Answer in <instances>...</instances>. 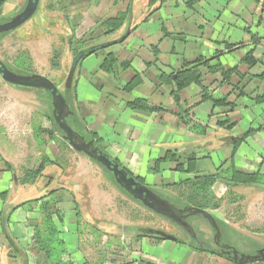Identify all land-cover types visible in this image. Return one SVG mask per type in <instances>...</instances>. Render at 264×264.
<instances>
[{"label": "crops", "instance_id": "obj_1", "mask_svg": "<svg viewBox=\"0 0 264 264\" xmlns=\"http://www.w3.org/2000/svg\"><path fill=\"white\" fill-rule=\"evenodd\" d=\"M27 2L6 0L0 24L4 23L3 17L12 19L20 14ZM80 2L66 4L62 10L56 8L63 13L77 7L71 28L81 32V38L74 35L78 39L89 38L88 33L112 10L122 8L120 12L115 10V17L128 7L132 11L120 31L101 36L90 46L119 40L127 32L129 37L121 44L86 57L78 65L69 97L68 122L73 129L87 138L93 137L104 152L137 180L151 176L158 180L155 184L164 187L197 175L218 174L230 166L264 177V102L255 101L264 96V78L255 77L264 72V0H164L151 8L149 0ZM250 52L258 61L255 66L242 63ZM110 54L117 63L114 71L107 73L100 67ZM199 60L208 61L209 67L221 66L225 70L238 66L246 76L242 83L245 95L237 99L232 91L240 82L239 76L234 75L232 84H227L221 72L212 74L207 65L199 66L204 86L216 97L231 94V102L237 103L232 112L228 107L214 108L211 102H202V88L195 84L183 89L176 102L175 88L168 79L174 81L179 71ZM0 90V264H50L32 246L41 215L38 206L30 209L28 205L52 192H56L64 216L60 231L70 264H153L155 260H161L162 264L196 261L197 264H235L225 255L192 250L188 243H179L180 239L160 240L142 234L135 238L133 251H120L116 256L109 247L106 255L110 258L99 256L95 240L86 241L88 231H82L81 225L103 233L102 236L113 232L92 213L86 214L82 205L88 197L79 192L80 179L92 180V175L100 171L98 164L79 153L70 156L72 160L66 165L57 159L53 160L57 163H49L38 161L39 158L29 164L32 151L40 152V140L46 144L43 148L49 155L59 158L56 155L62 147L59 135H55L51 145L47 135L42 133V139L41 132L35 128L48 127L44 116L35 119L37 112L45 114L40 107L46 106L47 100L41 99L38 94L41 90L12 86L1 76ZM135 100H144L158 110L132 109L128 104ZM227 120L232 127L218 125ZM196 125L206 128V133H196ZM244 137L236 148L237 140ZM169 153H176L184 168L195 157V170L177 171V163L166 160ZM77 161L84 167L82 175ZM42 165L43 173L35 183H22L26 172ZM155 168L159 170L152 171ZM220 185L228 187L229 182L218 181L214 191ZM233 187L243 191L255 185ZM88 199V207L94 211L109 197L105 192L92 190ZM247 213L253 222L261 220L258 219L261 214ZM262 221L264 224V210ZM230 229L234 235L256 240L243 230ZM260 246L264 249L263 244Z\"/></svg>", "mask_w": 264, "mask_h": 264}, {"label": "rangeland", "instance_id": "obj_2", "mask_svg": "<svg viewBox=\"0 0 264 264\" xmlns=\"http://www.w3.org/2000/svg\"><path fill=\"white\" fill-rule=\"evenodd\" d=\"M52 3H54L56 8L60 10H62L66 4L69 6L70 3L81 4L80 0H70V2L68 0H41L37 13L26 24L12 32L0 35V38L3 37L0 41V59L8 68H11V71L18 75L29 76L37 74L46 77L56 85L58 90L70 103L69 97L71 95L72 86L67 87V81L73 59L80 46V44L78 45L76 43V39L73 40L72 37H74V35H78L79 38L82 37L81 32L77 28H75L76 31H73L71 28V25L74 23L72 16L73 14H76L75 10L77 7L71 10L65 9L62 13L61 11H56V8ZM49 8L52 9V11H50ZM82 9L85 8H81L80 10ZM115 10L120 12L122 8L112 10L109 15L105 16L104 21L115 17ZM3 18L4 19L1 22L4 23L11 20V16H5ZM70 20L72 22H70L71 24H69ZM99 35L98 31L94 38H98ZM90 45L91 44L88 46ZM88 46L86 47L88 48ZM55 61H57L59 66L57 69L52 66ZM38 94L42 97L41 99L45 98V100H47L46 106H41L40 110L44 113L49 112L54 117L53 109L52 111L50 109V106L53 104V100L49 95L50 93L41 90L38 91ZM69 105L70 104H68V106ZM35 115H37L35 117L36 119L45 114L43 115L40 112H37ZM68 118L69 117L66 116L64 120L69 124L67 120ZM47 126V128H51L52 125L50 121H47ZM39 127L40 126H36L35 128ZM79 133L85 141V134L81 131ZM40 136L43 139L42 133H40ZM49 142L53 145L51 140ZM40 147L39 153H34L32 151L31 159L28 160L29 164H34L35 159L39 158L38 161L47 160L50 163L58 160L61 165H66L68 163L70 164V161L72 160L70 156L78 154L72 148L59 146L60 149L58 150V153H56L59 158H56L53 155H49L48 151L44 149L46 144H43L41 140ZM82 155L85 156L84 154H79V156ZM49 156L52 157V160L49 159ZM55 159L57 160L53 161ZM77 164L79 166V172L82 175L85 171L84 167L80 161H77ZM98 166L100 171H98L97 174L92 175V180L83 181L80 179L79 192L80 194H85L88 198L92 190H94L95 193L105 192L109 197V200H105L104 204L101 202L100 205L96 206L94 211L88 207V198L87 203L85 204L84 202L82 205V209L84 208L86 214L92 213V216L95 219L108 225L105 228H109V230L113 232L107 233L109 236H99L100 234L96 235L93 233L95 236L92 237L91 228L86 227L84 224L81 225L82 231L83 229H85L86 232L88 231L86 241L93 242V239L95 240L96 248H94L99 256L104 257L105 255L107 256L106 259L110 258L108 254L106 255V253H108L107 248L109 247L112 249V252L115 251L113 255L116 256L120 251H133V242L135 241V238H138L140 234L150 236L143 232L149 229L162 230L167 234L175 236L178 240L180 239L181 241L179 240V243H188V248L195 251H204L198 244L197 239L199 238L200 240L201 238H204L206 240L209 236L215 235V230L207 227L209 222L207 219L201 215L191 216L189 222L190 225L193 226V231L187 232L182 226L180 227L176 225L163 216L131 199L114 184L111 175L104 171L100 165ZM157 181L158 180H153L151 176H149L147 180L143 181V183L149 188H152L154 192L158 193L162 198L174 203L177 207H186L185 204L191 200V193L187 192L186 189L176 188L173 185H166L165 187L157 185L155 184ZM262 181L264 182V180ZM256 185L258 184H255L254 188L249 187L243 191H238L235 187H232V190L230 191L226 185H220L215 188L214 194L217 201L221 200V206L219 209L211 212L217 225L220 226V241L227 246L231 245L230 247L236 249L240 254L242 253L248 256L255 255L252 253H257L259 250L263 249L260 245H264V224L262 221L264 190L259 187L257 188ZM99 197L101 196L99 195ZM192 208L194 209V207ZM248 211L261 214V218H258L261 220L258 223H255V221L253 222V219L250 218L247 213ZM230 228L243 230L245 234L253 236L256 240L244 239L240 235H234ZM138 240L139 239H137V241ZM109 242L110 246L108 244ZM122 245H124V247ZM88 247L91 248V246ZM212 248L215 250V247L212 246ZM223 262L229 263L228 261ZM152 263L162 264L161 260H155ZM194 264H197V261L194 262Z\"/></svg>", "mask_w": 264, "mask_h": 264}, {"label": "trees", "instance_id": "obj_3", "mask_svg": "<svg viewBox=\"0 0 264 264\" xmlns=\"http://www.w3.org/2000/svg\"><path fill=\"white\" fill-rule=\"evenodd\" d=\"M53 1V0H52ZM163 3L164 0H149V7H153L156 5L158 2ZM6 2V0H0V14L2 12V6ZM56 2V1H55ZM54 2V3H55ZM52 3L55 8L56 5ZM53 6V9H54ZM50 11L52 9L49 8ZM131 7H128L126 12H122L118 14L116 17L107 19V20H102L100 21L96 27L94 28L93 31H90L89 38L83 37L82 39H77L76 37H72L73 40L76 39V43L79 46V51H82L86 49L90 43L94 42L96 39H98L101 36H109L117 33L120 31L123 27L129 16L131 15ZM154 11H157L155 9ZM99 31V37L94 38L96 32ZM6 34V33H4ZM3 34V35H4ZM3 38V37H2ZM0 38V41L1 39ZM72 43V42H71ZM233 49L230 47V50ZM76 53V54H77ZM117 61L115 56L112 54L108 55L106 57V60L102 63L101 65V70L107 73H111L114 71V67L116 65ZM243 64H246L248 66H255L258 61L254 58L253 52H250L249 54L246 55V57L242 60ZM200 65H208V61H203L199 60L192 65H188L187 69H184L182 71H179L177 73L176 79L172 81V78H169L168 80L170 83L174 86L175 90L173 93V96L176 100V102H179V97H180V92L185 89L186 87L195 84L198 85L202 88V102H211L215 107H228L229 110L232 112L235 107H236V102H231L230 96L231 94L223 97V98H218L212 92L209 90L207 87L204 86V76L203 74L199 71V66ZM52 66L57 69L59 66L57 64V61L53 62ZM11 70V68L9 67ZM210 73H222L223 77V82H226L227 84H232V77L234 75L240 77V82L237 85H233L234 90L232 93L237 96L236 98H241L242 96L245 95L244 92V86L242 85L243 79L246 78L245 75L241 74L239 71V67H235L233 69L225 70L221 66H211L209 67ZM255 77H260L264 78V72L258 76ZM132 88H128V90H131ZM50 95V94H49ZM51 97V95H50ZM52 99V97H51ZM67 101V104H70L68 102V99L65 98ZM257 103H262L264 102V96H259L255 99ZM129 107L132 109H138V110H147V111H155L158 110L152 106H150L146 101L144 100H135L133 102H130ZM50 109L52 111L53 107L52 105L50 106ZM44 117L46 118L47 121L51 122V128L43 129L42 127H39L36 129V131L45 133L49 139V141H55L56 137L55 135H59V138L61 139V146L64 148H71L69 144L65 141L64 139V133L60 131L57 123L54 120V117L52 116L51 113L47 112L45 113ZM187 124V122H185ZM229 125V128L232 127L230 121H224V122H218V125L223 126V125ZM194 131L198 134H205L206 133V128H203L199 125H196L194 127ZM246 137L237 140V145H238L245 140ZM93 139V137H91ZM167 161L172 162V163H177L176 170L179 172H189L192 173L195 169V163H196V158L193 157L189 160V166L187 168H184L183 164H179L178 161V155L176 153H169L167 156ZM45 161V160H44ZM95 162V161H93ZM46 163V162H45ZM55 163V162H53ZM57 163V162H56ZM97 163V162H95ZM100 165L99 163H97ZM100 167L108 172L115 185L117 183L115 182V179L113 175L106 170L103 166L100 165ZM43 165L37 169V170H32L26 172L24 177L21 179L22 183L26 184H33L35 183L38 178L41 177L43 173ZM186 169V170H185ZM152 171H158L157 168L152 169ZM141 183H143L142 179H138ZM223 180L226 181L225 183L229 182L228 188L230 191L232 190L233 186H251L255 184H263L264 182V177L261 176L260 174L257 173H244L241 171L236 170L233 166H230L229 168L221 171L218 174H212V175H197L193 179H187V180H181L179 183L174 184L173 186L176 188H181V189H186L187 192L191 193V197L189 202L185 204L186 207H194V209H199V210H206V211H213L217 210L221 206V200H216L215 194H214V187L217 184L218 181ZM117 187L123 191L126 195H128L131 199H133L128 193H126L122 188H120L118 185ZM134 200V199H133ZM136 201V200H134ZM59 200L56 197V192H52L49 194L47 197L30 202L29 208L32 209L33 205H36L39 207L38 212L41 215V220L40 222L36 225L35 227V234L32 239V246L39 252L45 255L46 261L49 262L50 264H70L68 261V255L65 249V242L61 236V231L60 227L63 226L64 224V216L63 213L59 209ZM138 202V201H136ZM139 203V202H138ZM142 205V204H141ZM192 206V207H191ZM92 230V229H91ZM93 231V230H92ZM95 234H100L99 236H102L103 233H96V230L93 231ZM144 235V234H143ZM148 237H154L153 235H150ZM139 238V237H138ZM160 240H163L162 238H158Z\"/></svg>", "mask_w": 264, "mask_h": 264}, {"label": "water", "instance_id": "obj_4", "mask_svg": "<svg viewBox=\"0 0 264 264\" xmlns=\"http://www.w3.org/2000/svg\"><path fill=\"white\" fill-rule=\"evenodd\" d=\"M41 0H28L24 10L12 18L10 21L0 24V35L4 33L12 32L19 27L26 24L38 11ZM130 35L127 32L123 38L115 40L112 42H106L103 44H98L95 46L88 47L82 51H79L72 63L71 71L68 76L67 87L72 86V82L75 76L76 69L80 62L86 57L96 54L99 51L109 49L115 45L123 43ZM0 76L8 84L12 86L31 88L36 90H43L50 93L53 100V115L55 122L57 123L60 131L64 133V139L69 144V146L77 153L84 154L90 160L99 163L106 170H108L114 177L117 185L122 188L126 193H128L134 200L138 201L146 208L152 210L153 212L163 216L164 218L180 224L187 232L193 231V226L189 223L183 221V219L194 216L201 215L211 223H215V230L218 235V239L221 237L220 228L216 223L213 214L210 211L199 210V209H188V214L184 216L181 211H177L175 207L168 201L162 199L152 190L148 189L146 186L138 183L137 178L131 176L126 169L122 168L115 160H113L106 152H104L95 142L91 140L90 143L86 144L82 139L81 135L76 132L64 119L68 116L69 106L65 97L58 90L56 85L41 75H29L21 76L13 71H11L6 64L0 59ZM259 188L264 189V185H256ZM187 211V210H186ZM147 235H153L157 238H162L168 241H178L173 235L167 234L162 230H145L143 231ZM193 236V235H192ZM194 237V236H193ZM196 238V237H195ZM201 246L202 243L198 241ZM228 250L233 252V259L235 264H264V249L259 250L253 256H247L245 254H240L236 249L228 247ZM213 254L227 255L223 252Z\"/></svg>", "mask_w": 264, "mask_h": 264}, {"label": "flooded vegetation", "instance_id": "obj_5", "mask_svg": "<svg viewBox=\"0 0 264 264\" xmlns=\"http://www.w3.org/2000/svg\"><path fill=\"white\" fill-rule=\"evenodd\" d=\"M68 120V119H67ZM92 139H90V138H87L86 137V140H85V143L86 144H88V143H90V141H91ZM138 181V183H140L141 185H143V186H146L144 183H141L139 180H137ZM148 189H150L151 190V188H149L148 186H146ZM153 191V190H152ZM154 192V191H153ZM155 194H157L159 197H161L158 193H156V192H154ZM162 198V197H161ZM162 199H164V198H162ZM164 200H166V199H164ZM166 201H168V200H166ZM170 204H172L174 207H175V209L177 210V211H181V214H183L184 216H186L187 214H188V212H191V211H188V209H192V208H190V207H183V208H180V207H177L174 203H172V202H170V201H168ZM141 204V203H140ZM144 206V205H143ZM187 210V211H186ZM191 217V216H190ZM190 217H187V218H185V219H183V221L184 222H186V223H189L190 224V222H189V219H190ZM170 221V220H169ZM172 222V221H171ZM173 223H175V222H173ZM176 225H178V226H180L181 227V225L180 224H178V223H175ZM207 227L210 229H214L215 230V223H211V222H208V225H207ZM220 227V226H219ZM211 234V233H210ZM208 237V236H207ZM210 237V238H209ZM206 240L203 238H201L200 240H199V238L197 239V241H200L201 243H202V245H201V248H202V250H204V251H206V252H209V253H213V252H215V253H220V252H223L224 254L226 253H228L227 255H226V257H228L231 261H234L235 262V260L233 259V252L231 251V250H228V247H230V246H227L226 244H223L221 241H220V239H218V235H217V232H216V230H215V235L214 236H209ZM199 244V243H198ZM212 246L213 247H215V250L212 248ZM203 247H204V249H203Z\"/></svg>", "mask_w": 264, "mask_h": 264}]
</instances>
